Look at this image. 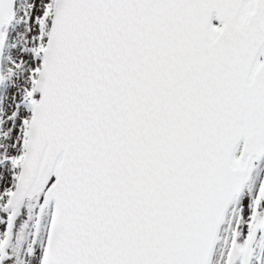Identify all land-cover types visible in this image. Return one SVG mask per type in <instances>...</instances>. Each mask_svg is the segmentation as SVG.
Here are the masks:
<instances>
[{"label":"snow or ice","instance_id":"6c2138e0","mask_svg":"<svg viewBox=\"0 0 264 264\" xmlns=\"http://www.w3.org/2000/svg\"><path fill=\"white\" fill-rule=\"evenodd\" d=\"M0 264H264V0H0Z\"/></svg>","mask_w":264,"mask_h":264}]
</instances>
